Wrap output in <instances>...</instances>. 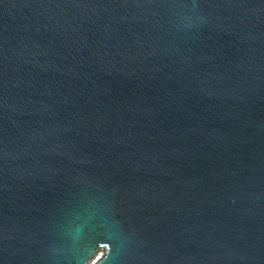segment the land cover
Returning <instances> with one entry per match:
<instances>
[{
    "label": "water",
    "instance_id": "water-1",
    "mask_svg": "<svg viewBox=\"0 0 264 264\" xmlns=\"http://www.w3.org/2000/svg\"><path fill=\"white\" fill-rule=\"evenodd\" d=\"M0 264H264V0H0Z\"/></svg>",
    "mask_w": 264,
    "mask_h": 264
}]
</instances>
